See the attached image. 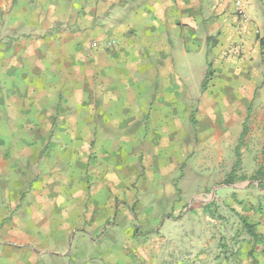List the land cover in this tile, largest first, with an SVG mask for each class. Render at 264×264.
<instances>
[{"label": "crops", "instance_id": "1", "mask_svg": "<svg viewBox=\"0 0 264 264\" xmlns=\"http://www.w3.org/2000/svg\"><path fill=\"white\" fill-rule=\"evenodd\" d=\"M8 2L0 26V207L19 213L0 214V264H264L261 193L248 223L143 224L177 253L142 247L116 254L99 245L112 243L105 228L113 206L101 193L123 179L127 132L134 133L132 147L146 139L157 157L169 149L166 163L175 162L177 142L190 137L182 141L166 118H153L145 132V111L152 105L155 116L170 117L176 100L192 98L193 78L200 85L209 73L203 66L191 74L194 58L264 61V0ZM251 101L250 132L260 136L264 91ZM162 173L158 181L176 180ZM120 240L127 245L129 237Z\"/></svg>", "mask_w": 264, "mask_h": 264}, {"label": "rangeland", "instance_id": "2", "mask_svg": "<svg viewBox=\"0 0 264 264\" xmlns=\"http://www.w3.org/2000/svg\"><path fill=\"white\" fill-rule=\"evenodd\" d=\"M8 8V0H0L1 27H5L7 22L3 16ZM3 32L0 30V37L5 34ZM3 40L1 38L0 41ZM192 65L191 74L199 72L203 66L209 67L203 84H196L193 78L194 82L190 85L192 98L176 100L170 117L155 116L158 110L152 105L148 106L144 115L145 132H151L153 118L155 123H161L166 118L175 120L182 141L190 137L185 143L177 142L175 162L166 163L169 149L158 148L157 157L155 149L151 151L146 139L132 147L134 133L125 131L132 139L120 146L121 157L126 162L122 166L125 174L122 180L111 182L119 190L103 189L101 193L102 198H105L104 193L111 199L113 206L111 217L107 220V223L113 224L105 228L107 234L112 235L108 238L112 243L102 240L99 244L102 249L111 247L116 254L128 249L129 253L136 255L142 247L144 251L177 253L169 246L168 238L158 233L159 230H145L143 224L248 223V213L260 204L258 193H261L259 197L263 196L261 202H264V134L252 135L250 129L254 121L249 112L252 96L256 97L264 91V61H199L194 58ZM65 88L64 91L67 90ZM233 93H237L239 98H234ZM135 128L139 126H131L130 130ZM150 151L152 157H145ZM158 165L164 167L159 168ZM117 166L121 168L120 164ZM162 171L166 176L169 173L176 175V180L171 179L170 186L167 177L157 180ZM109 176L117 175L111 173ZM49 188L53 189L54 184ZM100 207L103 213L105 207ZM152 207L154 215L149 212ZM5 209L1 206L0 214L12 217L19 213L18 209L7 207L9 212ZM198 211H203V216ZM93 213L91 211L87 215L86 223H92ZM244 227L248 229L250 225L244 224ZM102 231L100 234H103ZM181 231L180 228L178 233L182 236ZM92 234H96V230ZM125 236L129 237L127 245L120 240ZM134 236L146 239L134 242L131 240ZM222 236L221 243L227 235ZM97 247L96 244L95 251ZM51 249L49 245L47 251ZM85 249L91 248L85 245ZM162 263L173 262L170 259V262ZM113 264H120V261L113 260Z\"/></svg>", "mask_w": 264, "mask_h": 264}, {"label": "trees", "instance_id": "3", "mask_svg": "<svg viewBox=\"0 0 264 264\" xmlns=\"http://www.w3.org/2000/svg\"><path fill=\"white\" fill-rule=\"evenodd\" d=\"M262 45H264V39L262 40ZM208 72H209V68H208ZM205 87H206V85L203 86V89H205ZM237 164H239V161H238ZM247 226H248V225H247Z\"/></svg>", "mask_w": 264, "mask_h": 264}]
</instances>
